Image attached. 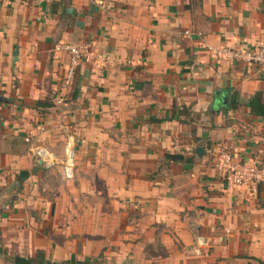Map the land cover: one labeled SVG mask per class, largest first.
Masks as SVG:
<instances>
[{
  "label": "crops",
  "instance_id": "0c3cea01",
  "mask_svg": "<svg viewBox=\"0 0 264 264\" xmlns=\"http://www.w3.org/2000/svg\"><path fill=\"white\" fill-rule=\"evenodd\" d=\"M96 1L0 0V264H264V183L219 168L264 167V67L209 50L264 47V0ZM71 42L93 55L68 83Z\"/></svg>",
  "mask_w": 264,
  "mask_h": 264
},
{
  "label": "built area",
  "instance_id": "2783aa9c",
  "mask_svg": "<svg viewBox=\"0 0 264 264\" xmlns=\"http://www.w3.org/2000/svg\"><path fill=\"white\" fill-rule=\"evenodd\" d=\"M97 5L104 11L109 12L112 9L111 3L107 0H97ZM186 34L189 32L186 31ZM58 51H63L69 56V63L66 69V81L72 83L77 69L83 61H90L92 53L88 46L80 42L61 43L57 46ZM218 58L229 57L233 60L242 61L246 63L259 64L264 67V47L259 46L250 50H231V49H219L213 50ZM30 139H27L29 142ZM75 134L71 133L67 140L66 154L67 158L64 164V177L68 180H72L75 177L76 168V154H75ZM39 157L45 165H50L52 156L45 150L39 151ZM219 168L222 173V177L232 185L242 186H258L264 183V167L256 162L242 163L235 159L233 154L229 152L223 153L219 162Z\"/></svg>",
  "mask_w": 264,
  "mask_h": 264
},
{
  "label": "trees",
  "instance_id": "16d2710c",
  "mask_svg": "<svg viewBox=\"0 0 264 264\" xmlns=\"http://www.w3.org/2000/svg\"><path fill=\"white\" fill-rule=\"evenodd\" d=\"M236 102L233 101L231 108L236 109L238 105L235 104ZM249 107L252 109V112L255 114L261 116L264 118V104L262 102V97L260 94H257L253 96L249 103ZM53 106L52 104V98L51 100H46L44 102L40 101L37 103V108L39 112L42 114L43 111H45L48 108H51ZM168 163H185L186 158L182 155H171L168 154L166 156ZM0 255L6 256L7 250L4 247L2 241H1V233H0ZM13 264H97L96 261H85V262H78L74 257L68 261L62 262V263H56L48 260L43 253H38V255L35 258H23L16 256L12 259Z\"/></svg>",
  "mask_w": 264,
  "mask_h": 264
},
{
  "label": "water",
  "instance_id": "95a60500",
  "mask_svg": "<svg viewBox=\"0 0 264 264\" xmlns=\"http://www.w3.org/2000/svg\"><path fill=\"white\" fill-rule=\"evenodd\" d=\"M71 10H69V12H70ZM197 154L199 155V156H201V152H204V149L203 148H198L197 149Z\"/></svg>",
  "mask_w": 264,
  "mask_h": 264
}]
</instances>
